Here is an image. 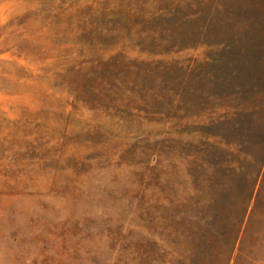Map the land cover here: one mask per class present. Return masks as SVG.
Wrapping results in <instances>:
<instances>
[{"label": "rangeland", "instance_id": "rangeland-1", "mask_svg": "<svg viewBox=\"0 0 264 264\" xmlns=\"http://www.w3.org/2000/svg\"><path fill=\"white\" fill-rule=\"evenodd\" d=\"M0 264H264V0H0Z\"/></svg>", "mask_w": 264, "mask_h": 264}]
</instances>
